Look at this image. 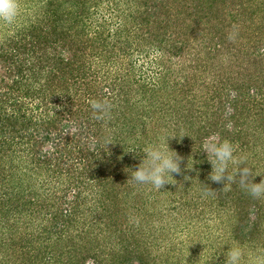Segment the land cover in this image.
I'll return each mask as SVG.
<instances>
[{
  "label": "trees",
  "instance_id": "1",
  "mask_svg": "<svg viewBox=\"0 0 264 264\" xmlns=\"http://www.w3.org/2000/svg\"><path fill=\"white\" fill-rule=\"evenodd\" d=\"M19 2L0 25V264H223L230 241L264 252V199L239 175L264 179V0H123L113 23L95 18L100 0ZM166 135L195 169L177 180L212 171L213 135L235 147L234 180L131 182ZM191 231L200 244L185 248Z\"/></svg>",
  "mask_w": 264,
  "mask_h": 264
},
{
  "label": "clouds",
  "instance_id": "2",
  "mask_svg": "<svg viewBox=\"0 0 264 264\" xmlns=\"http://www.w3.org/2000/svg\"><path fill=\"white\" fill-rule=\"evenodd\" d=\"M21 11L22 5L19 0H0V22L8 25L14 24ZM93 107L101 108L102 106L93 104ZM173 137L171 135L162 136L158 143L143 147L141 150L144 156L138 168H128L129 180L137 185H150L155 190H161L166 185H176L173 183V179L177 181V175H183L185 170L194 169L190 158L182 168L184 157L169 146V139ZM202 151L207 154V160L212 165L209 180L224 185L226 182L234 180V177L229 173V166L238 161L235 156V147L230 140L221 139L218 135L210 136L204 141ZM239 175L241 177L240 187L244 191L254 199H264V179L256 182V177L262 174H257L252 169L244 167ZM189 177L185 175L184 179L188 180ZM227 245L229 247L224 252L223 264H264V252L246 249L239 242ZM197 264H205L202 256Z\"/></svg>",
  "mask_w": 264,
  "mask_h": 264
},
{
  "label": "rangeland",
  "instance_id": "3",
  "mask_svg": "<svg viewBox=\"0 0 264 264\" xmlns=\"http://www.w3.org/2000/svg\"><path fill=\"white\" fill-rule=\"evenodd\" d=\"M100 1H102V2L99 4V7H98L99 12H98L97 15H95L96 16L95 18H99V21H101V20L103 22L110 21V22L113 23L112 18H118V16H119L118 9L116 7V3H121V2H123V0H100ZM115 22H117V21H115ZM115 22H114V24H116ZM0 25H1V22H0ZM114 26H115V29H116V27H118V25H114ZM193 57H194V54L192 52L188 56L187 55L183 56L182 59H178L177 61L170 62V64L172 63V65L178 69L179 66H183L184 64H190V63H187V62H192L191 60L193 59ZM161 76H164V74H162ZM184 144L188 145L186 140L181 145L182 146H185ZM175 146H177V145L175 144ZM195 152H196V150H195ZM203 154H201L200 156H202ZM202 166H203V168L196 169V170H199V171H198V174L196 176H194V181H191L193 179V177L190 175V177L188 178V180H185V179H179V180H177V184H181V183L183 184L185 182H186V184H188L191 181L192 184H195L194 187L195 188H198V190H205L206 188L212 187V184H214V182H211V184H209V182H208L209 181L208 177H209V174H210L211 170L204 169L207 166L206 164L205 165H202ZM136 168H138V165H134L133 169H136ZM194 170L195 169H193L192 171H194ZM127 171H129V170H126V172ZM177 177H178V175L176 176V179H177ZM191 177H192V179H191ZM174 181L176 182L175 179H173V182ZM146 187H148V185H146ZM149 187H150V185H149ZM147 191H148V193H150L151 189L148 188ZM204 193L206 194V195L204 194V200L205 199H207V200L210 199L209 190L206 191V192H204ZM153 195L155 196V194H153ZM190 233H191V235L189 237H190V239L192 241H190L185 246V248L191 247L192 245L194 247V244L197 245V242L200 244V242H199L200 240H199L198 235L195 232H193V231H191ZM223 233L224 232H221L220 234L221 235H224ZM183 234L184 233H178V238L180 239V237H182ZM187 234L188 233H186V235ZM194 234H195V237L193 238L192 235H194ZM182 238H184V237H182ZM229 243H233V242H231V241L230 242H225L224 245H226L228 247L229 245H227V244H229ZM206 250L207 249H204L203 246H202L200 248V251H199L200 255L206 253Z\"/></svg>",
  "mask_w": 264,
  "mask_h": 264
}]
</instances>
